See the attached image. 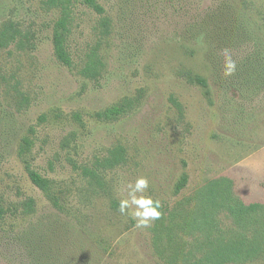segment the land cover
Listing matches in <instances>:
<instances>
[{"label": "rangeland", "instance_id": "374dc122", "mask_svg": "<svg viewBox=\"0 0 264 264\" xmlns=\"http://www.w3.org/2000/svg\"><path fill=\"white\" fill-rule=\"evenodd\" d=\"M62 1L69 67L51 41ZM96 3L102 13L84 0H0V264H183L154 243V220L137 226L119 211L139 177L172 211H197L212 186L264 205V73L253 72L264 62V0ZM121 106L116 119L97 117ZM23 138L32 145L21 158Z\"/></svg>", "mask_w": 264, "mask_h": 264}, {"label": "trees", "instance_id": "16d2710c", "mask_svg": "<svg viewBox=\"0 0 264 264\" xmlns=\"http://www.w3.org/2000/svg\"><path fill=\"white\" fill-rule=\"evenodd\" d=\"M84 2L94 11L103 12L96 0H84ZM61 6V16L54 23L51 41L56 60L61 65L69 67L71 60L66 48L69 14L64 1L61 2ZM255 57L259 63L258 55L255 54ZM262 59L264 61V58ZM253 72L258 75L264 73V62ZM188 79L190 83L203 88L207 87L206 81L198 75L190 74ZM124 112L123 106L113 107L97 117L103 120H112ZM31 145V140L23 138L19 147V157L23 158L30 151ZM26 169L31 183L55 204V197L50 190V182L31 170L28 164H26ZM186 180V176L182 175L175 186L176 194L185 187ZM182 204L180 202L173 211L162 206L160 209L162 215L159 219L154 220L152 229L155 234L154 243L157 246H162V243L165 242L166 247L172 253L173 261H181L183 264L190 263V259L195 257L193 252L196 251L201 252L199 253L201 257L193 259L192 264H246L264 260L263 204L244 203L233 194L230 186L207 188L203 194L198 196V204L195 206L197 211L193 209L184 211ZM32 205V200L26 203L27 211L32 209ZM197 212L201 218H192L191 216ZM2 213L3 211L0 209V217ZM174 221H179V224L175 226ZM181 233L185 236H182ZM186 238L191 239L190 243ZM185 245H191L193 249L185 250Z\"/></svg>", "mask_w": 264, "mask_h": 264}, {"label": "clouds", "instance_id": "9594fccd", "mask_svg": "<svg viewBox=\"0 0 264 264\" xmlns=\"http://www.w3.org/2000/svg\"><path fill=\"white\" fill-rule=\"evenodd\" d=\"M224 57V75L232 76L237 69L236 62L227 51H225ZM127 188L128 198L120 200L119 211L122 214L127 211L129 215L136 219L137 226H148L151 221L161 217V202L143 194L149 188V181L146 177H139L134 185L129 183ZM138 193L141 195H137Z\"/></svg>", "mask_w": 264, "mask_h": 264}]
</instances>
